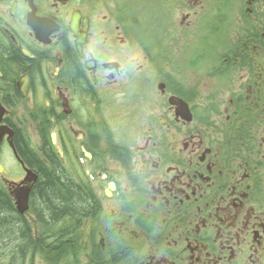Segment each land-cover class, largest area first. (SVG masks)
Masks as SVG:
<instances>
[{
	"label": "flooded vegetation",
	"instance_id": "af4514ba",
	"mask_svg": "<svg viewBox=\"0 0 264 264\" xmlns=\"http://www.w3.org/2000/svg\"><path fill=\"white\" fill-rule=\"evenodd\" d=\"M182 3L215 41L170 59L118 0H0V264H264V0ZM28 151L92 209L43 221Z\"/></svg>",
	"mask_w": 264,
	"mask_h": 264
},
{
	"label": "rangeland",
	"instance_id": "374dc122",
	"mask_svg": "<svg viewBox=\"0 0 264 264\" xmlns=\"http://www.w3.org/2000/svg\"><path fill=\"white\" fill-rule=\"evenodd\" d=\"M118 2L122 11L124 10L121 13V19L127 22L135 21L134 30L140 34L141 37L138 36V38L143 39V41H137L134 37L136 31L131 28L126 30L128 32L123 30L126 37H132V41L137 43L136 51L132 52V55L136 57L144 56L143 51L156 43L162 48L156 47L154 50L161 51L160 55L166 53L170 59L175 58V56L193 57L192 47L196 41H215L208 30L202 32L200 29L201 33L208 38V40H200L194 35L192 26H184L183 28L180 25L182 18L191 12L186 7L180 9L183 5L182 0H118ZM190 17L192 20V13H190ZM143 28L148 29V31L144 32ZM176 41H183V44L177 46ZM4 164L10 166L8 158L4 159Z\"/></svg>",
	"mask_w": 264,
	"mask_h": 264
},
{
	"label": "trees",
	"instance_id": "16d2710c",
	"mask_svg": "<svg viewBox=\"0 0 264 264\" xmlns=\"http://www.w3.org/2000/svg\"><path fill=\"white\" fill-rule=\"evenodd\" d=\"M137 30L141 33L139 29ZM143 30L144 32L148 31L145 28ZM130 33L132 34V32ZM139 35L136 31L134 37L137 41H143V39L138 38ZM130 38L133 39L132 37ZM27 154L29 155L30 163L34 165L36 173L39 174V182L34 186L35 191L31 203H40L41 219H45L43 221L47 223L56 222L66 215L87 214L92 209L93 203H90V199L82 195L80 191L67 181L63 170L60 168L58 159L55 161L49 158L50 167L29 151ZM8 203L10 202L7 196L0 192V209L8 208L9 210Z\"/></svg>",
	"mask_w": 264,
	"mask_h": 264
},
{
	"label": "water",
	"instance_id": "95a60500",
	"mask_svg": "<svg viewBox=\"0 0 264 264\" xmlns=\"http://www.w3.org/2000/svg\"><path fill=\"white\" fill-rule=\"evenodd\" d=\"M77 21H78V17L76 15H73L72 22H71V30L74 32H76V30H77ZM6 133L11 135V133L8 131V129H6V128H3V130L0 129V143L2 142V139ZM51 138H52V142L55 143V135L54 134L51 135ZM26 172L30 173L27 170H26ZM28 193H29L28 189H26L25 191L14 190V191L10 192V195L14 199V202L17 204L18 209L21 211L25 210L27 208Z\"/></svg>",
	"mask_w": 264,
	"mask_h": 264
}]
</instances>
